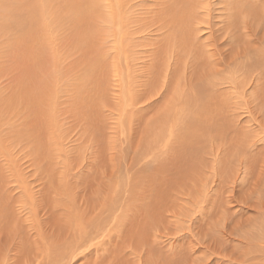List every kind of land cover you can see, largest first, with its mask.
<instances>
[{
  "label": "rangeland",
  "instance_id": "374dc122",
  "mask_svg": "<svg viewBox=\"0 0 264 264\" xmlns=\"http://www.w3.org/2000/svg\"><path fill=\"white\" fill-rule=\"evenodd\" d=\"M92 6L88 18L40 25L38 37L0 15L1 260L264 264V0ZM172 12L186 22L170 34L161 21ZM184 126L204 148L185 159L165 142Z\"/></svg>",
  "mask_w": 264,
  "mask_h": 264
},
{
  "label": "bare ground",
  "instance_id": "6f19581e",
  "mask_svg": "<svg viewBox=\"0 0 264 264\" xmlns=\"http://www.w3.org/2000/svg\"><path fill=\"white\" fill-rule=\"evenodd\" d=\"M180 1V0H179ZM208 1V0H207ZM218 1H220V0H218ZM230 1H234V0H230ZM42 2V1H41ZM116 2V1H115ZM172 2H173V0H172ZM174 2H176V1H174ZM183 2V1H182ZM181 2V3H182ZM251 2V1H250ZM99 3V0L97 1V0H45V2L42 4V5H40V4H38V0H0V15H3L4 13H8V14H10V15H12L13 16V18H14V24H15V28H16V33H17V35H19V36H24V35H26L27 33H29V32H31V34L32 35H34L35 34V36L36 37H38V29H39V26L40 25H42V28H43V32H45V28H46V26L48 27V24L50 23V25L51 24H55V23H58V21H63V19L64 18H67V16L69 17V20H71L73 23L75 22V19H76V21L77 20H79V19H82V18H84V16H87V18H88V14H89V12L91 13V10H94L95 8H93V4H94V6L95 5H97ZM231 3V2H230ZM252 3V2H251ZM189 4V3H188ZM206 4H207V2H206ZM117 5V4H116ZM170 6H171V4H170ZM175 6V5H174ZM173 6V7H174ZM238 7H239V4L237 5ZM98 7V6H97ZM168 7V6H167ZM173 7H171L172 9H173ZM176 7V6H175ZM181 7V6H180ZM93 8V9H92ZM189 8H190V6H189ZM164 9H165V7H164ZM168 9V8H167ZM166 9V10H167ZM180 10H181V8H179ZM232 9H235V8H232ZM96 10V9H95ZM175 10V9H174ZM178 10V9H177ZM183 10V9H182ZM187 11V10H186ZM185 11V12H186ZM240 10H234V12L235 13H237V12H239ZM168 12H169V10H168ZM188 12V11H187ZM186 12V13H187ZM199 12V11H198ZM146 13V12H145ZM173 13V12H172ZM166 14V15H168L169 16V18L167 19V21H166V17L164 18V21L162 20L161 21V23L162 22H164L163 23V25H169V26H167L168 28L170 27L171 29H170V31H169V33L171 34V33H178V29L179 30H181L180 29V27H182L183 28V26L185 25V22H183L184 20H181V19H183L182 18V16L180 15V13H173V14ZM240 13V12H239ZM142 14V13H141ZM175 14V15H174ZM183 14V13H182ZM93 15V14H92ZM164 15V14H163ZM189 15H191L190 13H189ZM161 17H164V16H162V14L160 15ZM91 17V16H90ZM151 17V16H150ZM190 17V16H189ZM99 18V17H98ZM121 18V17H120ZM240 18V17H239ZM264 18V17H263ZM92 19V18H91ZM188 19V18H187ZM238 19V18H237ZM233 21V20H232ZM239 21H240V19H239ZM78 22H80V21H78ZM82 22V21H81ZM90 22V21H89ZM93 23V22H92ZM172 23H175L177 26H176V28L175 27H173V25H172ZM58 24H60V23H58ZM74 25V24H73ZM79 25V24H78ZM90 27V26H89ZM165 27V26H164ZM56 28H57V26H56ZM223 28V27H222ZM82 29V28H81ZM99 29V28H98ZM97 29V30H98ZM183 29H185V28H183ZM219 29V28H218ZM101 30V29H100ZM124 30V29H123ZM122 30V31H123ZM187 30V29H186ZM51 31L52 30H49L48 29V34H49V36H50V33H51ZM79 31V30H78ZM99 31V30H98ZM188 31V30H187ZM189 32V31H188ZM187 32V33H188ZM84 33V32H83ZM124 33V32H123ZM186 33V34H187ZM207 33V32H206ZM43 34V33H42ZM74 34V33H73ZM87 34V33H86ZM117 34H119V33H117ZM170 34H167V35H170ZM44 35V34H43ZM260 35V34H259ZM262 35V34H261ZM76 36V35H75ZM183 37L182 38H184V36H185V33L182 35ZM31 37V36H30ZM124 37V36H123ZM127 37V36H126ZM65 38V37H64ZM76 38V37H75ZM86 38V37H85ZM194 41V40H193ZM198 40H196V42H197ZM211 42V41H210ZM119 44H120V42H119ZM213 45V44H212ZM212 45H211V47H212ZM73 46V45H72ZM118 46H120V45H118ZM123 46V45H122ZM215 46H217V45H215ZM219 46H221V45H219L218 44V47ZM206 47H207V45H206ZM201 48H204L203 46L201 47ZM208 48H210V47H208ZM207 48V49H208ZM216 48V47H215ZM219 48H222V47H219ZM257 48V47H256ZM116 49V48H115ZM244 49V48H243ZM53 50V49H52ZM117 50V49H116ZM197 50V49H196ZM201 52H200V57L202 56V52H204V51H202L201 49H199ZM198 50V51H199ZM204 50V49H203ZM238 50V49H237ZM123 51V50H122ZM209 50H207V52H208ZM210 51H211V49H210ZM212 51H214V49L212 50ZM254 51V50H253ZM205 52H206V50H205ZM204 52V53H205ZM196 53H197V51H196ZM255 53V52H254ZM118 54V53H117ZM157 54V53H156ZM198 55L197 56H199V53H197ZM206 54V53H205ZM214 54V53H213ZM260 54H261V52H259V53H256V57L253 59V57H252V59H251V64H255V65H257V66H255V67H258L259 66V64H260V62H261V60H262V57H260ZM128 56V55H127ZM197 56H196V58H197ZM205 56V55H204ZM204 56L202 57V59L204 58ZM208 56H210V55H208ZM208 56H207V58L206 59H209L208 58ZM53 57V56H52ZM200 57L198 58L200 61L199 62H201L202 61V59H200ZM234 57V56H233ZM119 58H120V56H119ZM236 58H237V56H236ZM120 60H121V58H120ZM210 60V59H209ZM205 61H208V60H205ZM208 62H210V61H208ZM208 62H205V64L206 63H208ZM213 62V61H212ZM215 62H217V61H215ZM187 64H188V62H186ZM240 63H243V62H240ZM197 64V63H196ZM203 65H204V62L202 63ZM202 64L201 65H199V66H201V67H203L202 66ZM213 64V63H212ZM96 65V64H95ZM97 65H99V64H97ZM192 65V64H191ZM219 65V64H218ZM239 65V64H238ZM238 65H237V67H238ZM246 65V64H245ZM100 66V65H99ZM154 66H155V64H154ZM241 67H243L242 65H240ZM115 68V67H114ZM200 68V67H199ZM205 68V67H204ZM214 68V67H213ZM232 68V67H231ZM90 69L91 68H89V70L88 71H90ZM96 69V68H95ZM116 69V68H115ZM115 69H113V70H115ZM217 69H219V68H217ZM217 69H215L214 68V70H216L217 71ZM252 68L250 67L249 68V70H251ZM263 69V68H262ZM93 70V69H92ZM112 70V71H113ZM169 70V69H168ZM200 70V69H199ZM202 70V69H201ZM209 70V69H208ZM94 71V70H93ZM117 71V70H116ZM207 71V70H206ZM90 72H92V71H90ZM96 72V71H95ZM94 72V73H95ZM115 72V71H114ZM165 72H166V70H165ZM203 72V71H202ZM205 72V71H204ZM203 72V73H204ZM212 72V71H211ZM250 72V71H249ZM126 73V72H125ZM173 73V72H172ZM202 73V74H203ZM209 73V72H208ZM217 73V72H216ZM93 74V73H92ZM116 74V73H115ZM156 74V73H155ZM163 74H164V72H163ZM174 74V73H173ZM230 74V73H229ZM263 74V73H262ZM117 75V74H116ZM168 75V74H167ZM204 75V74H203ZM206 75H208V74H206ZM205 75V76H206ZM219 75V74H218ZM158 76V75H157ZM204 76V77H205ZM238 76V75H237ZM162 77H163V75H162ZM207 77V76H206ZM213 77V76H212ZM217 77V76H216ZM223 77V76H222ZM236 77V76H235ZM167 79H168V76L166 77ZM201 78V77H200ZM221 78V77H220ZM225 78H226V76H225ZM233 78V77H232ZM151 79V78H150ZM166 79V80H167ZM178 79V78H177ZM183 79V78H182ZM204 79V78H203ZM172 80H174V82H176L175 81V79L173 78ZM219 80V79H218ZM225 79H224V77H223V81H224ZM233 80V79H232ZM239 80V79H238ZM152 81V80H151ZM155 81V80H154ZM153 81V82H154ZM200 81V80H199ZM198 81V82H199ZM215 81V80H214ZM237 81V80H236ZM240 81V80H239ZM242 81V80H241ZM150 82V81H149ZM173 82V81H172ZM224 82H226V81H224ZM231 82V81H230ZM233 82V81H232ZM231 82V83H232ZM257 82V81H256ZM264 82V81H263ZM107 83V82H106ZM165 83V82H164ZM171 83V82H170ZM169 83V84H170ZM178 83V82H177ZM229 83V82H228ZM242 83V82H241ZM246 83V82H245ZM127 84V83H126ZM213 84H215V83H213ZM164 85V84H163ZM148 86H152L151 84H149ZM177 86V85H176ZM233 86H234V83H233ZM243 86V85H242ZM80 87V86H79ZM105 87V86H104ZM165 87H166V85H165ZM178 87V86H177ZM236 87V86H235ZM81 88V87H80ZM161 88H163V87H161ZM170 88V87H169ZM168 88V89H169ZM152 89V88H151ZM166 89H167V87H166ZM226 89V88H225ZM236 89H237V87H236ZM163 90H165V88L163 89ZM204 90H205V88L204 87H197V93L198 94H203L204 93ZM244 90V89H243ZM170 92V91H169ZM210 92V91H209ZM164 93V92H163ZM196 92H194L193 94H195ZM234 93V92H233ZM238 93V92H237ZM241 93H243V92H241ZM104 94V93H103ZM175 94V93H174ZM264 94V93H263ZM44 95V94H43ZM164 95V94H163ZM236 95V94H235ZM251 94H249V96H250ZM40 96H41V94H40ZM45 96V95H44ZM48 96V95H47ZM135 96V95H134ZM201 96V95H200ZM236 96H238V95H236ZM178 97V96H177ZM210 97V96H209ZM195 98H196V95H189V94H187L186 95V97L184 98L183 97V99H185L186 101H185V103L186 104H188L189 102H193L194 100H195ZM131 99V98H130ZM179 99H181V98H179ZM207 99V98H206ZM234 99V98H233ZM135 100V99H134ZM159 100V99H158ZM182 100V99H181ZM209 100V99H208ZM250 100V99H249ZM184 101V100H183ZM237 101H239V100H237ZM261 101V100H260ZM153 102V101H152ZM179 102V101H178ZM30 103H32V101L30 102ZM202 103V102H201ZM204 103V102H203ZM237 103V102H236ZM260 103V102H259ZM264 103V102H263ZM33 104V103H32ZM175 104V103H174ZM176 104H177V102H176ZM210 104V103H209ZM260 105V104H259ZM262 105V104H261ZM157 106V105H156ZM192 106H193V104H192ZM263 106V105H262ZM203 107V106H202ZM167 107H165V109H166ZM171 108V106L170 107H168L166 110H168V109H170ZM247 108V107H246ZM123 109V108H122ZM175 109V108H174ZM163 110V109H162ZM166 110H164V111H166ZM171 110V109H170ZM198 110V109H197ZM264 110V109H263ZM169 111V110H168ZM167 111V112H168ZM211 111V110H210ZM253 111V110H252ZM200 112V111H199ZM214 112V111H213ZM195 113H197V112H195ZM195 113H194V116H195ZM201 113V112H200ZM203 113V112H202ZM161 114V113H160ZM166 114V113H165ZM167 114H171L172 115V113H167ZM167 114H166V116H167ZM174 114H177V113H174ZM173 114V115H174ZM208 114H211V112L210 113H208ZM212 114H215V113H212ZM168 115V116H169ZM192 115V114H191ZM159 116V115H158ZM160 116H162V114L160 115ZM165 117V116H164ZM158 118V117H157ZM166 118V117H165ZM164 118V119H165ZM210 118V117H209ZM167 120H168V118H166ZM171 119V118H170ZM169 119V120H170ZM202 119V118H201ZM253 119V118H252ZM168 120V121H169ZM155 121V120H154ZM162 121H164V120H162ZM176 121V120H175ZM124 122V121H123ZM158 122H160V121H158ZM169 122H171V121H169ZM262 122V121H261ZM155 123H156V121H155ZM154 123V124H155ZM173 123V122H172ZM183 123V122H182ZM192 123V121H187V124L189 125V124H191ZM159 124V123H158ZM157 124V125H158ZM162 124V123H161ZM168 124V123H167ZM181 124V123H180ZM204 124H205V122H204ZM156 125V126H157ZM192 125H194L196 128H199V129H201L200 127H198V124H195V123H192ZM202 125H203V123H200V125L199 126H201L202 127ZM206 125V124H205ZM145 126H146V124H145ZM149 126V125H148ZM154 126V125H153ZM173 126V125H172ZM171 126V127H172ZM204 126V125H203ZM210 126H214L213 124H210ZM258 126H259V124H258ZM151 127V126H150ZM175 127V126H174ZM181 127V125L179 126V128ZM194 127V128H195ZM206 127V126H205ZM149 128V127H148ZM153 128V127H152ZM162 128H163V126H162ZM167 127H165L164 128V130L166 129ZM168 128H169V126H168ZM167 128V129H168ZM173 128V127H172ZM189 128V127H188ZM259 128V127H258ZM154 129V128H153ZM171 128H169L168 130H170ZM176 129V128H175ZM184 129L186 130V132L184 133V131L182 130V131H180L179 133H178V136H176L177 137V139H175V131L173 130V132H168V130H167V134H166V136H165V134H163L164 136H165V142L167 141H170L169 143H167V145H170L171 147H172V149L173 150H178V151H174V152H179L180 153V155H181V158H183V159H185V157H184V153H186V154H188V153H192V151H196V152H198V148L200 149V150H203L204 148H203V146L201 145V142L200 143H198L199 142V138H198V136H196V134L194 133L195 132V130L194 129H192V133L193 134H191L190 132H189V130L187 129V126H184ZM191 129H190V131H191ZM204 129V128H203ZM264 129V128H263ZM177 130H178V128H177ZM162 131V130H161ZM153 132V131H152ZM155 132V131H154ZM160 132V131H159ZM164 132V131H163ZM250 133L251 135H253V131H247V133ZM255 132V131H254ZM202 133V132H201ZM235 133H236V131H235ZM235 133H234V135H235ZM264 133V132H263ZM203 134V133H202ZM245 134V133H244ZM260 134H262V132H260ZM144 135V134H143ZM148 135H150V137L152 138V133L150 132V133H148ZM222 135V134H221ZM256 135V134H255ZM237 136V135H236ZM240 136V135H239ZM245 136V135H244ZM259 136V135H258ZM157 137V136H156ZM241 137V136H240ZM247 137V136H246ZM245 137V138H246ZM161 138H162V136H161ZM238 138V137H237ZM236 138V139H237ZM257 138V137H256ZM259 138V137H258ZM157 139V138H156ZM171 139V140H170ZM199 139V140H198ZM247 140H248V138H247ZM251 140V139H250ZM264 140V139H263ZM155 141V140H154ZM249 141V140H248ZM253 140H251V142H252ZM159 141H155V144L156 143H158ZM239 141H237L236 143H238ZM251 142H250V144H251ZM255 142H256V139H255ZM205 144V143H204ZM247 144L248 143H246L245 145L247 146ZM255 144V143H254ZM159 145V144H158ZM162 145H166V144H164V143H160V145H159V147L161 146L162 147ZM237 145V144H236ZM264 145V144H263ZM205 146V145H204ZM244 146V145H243ZM167 147V146H166ZM154 148V147H153ZM163 148V147H162ZM251 148H253V147H251ZM186 149H192V151L191 150H187L186 152H185V150ZM244 150V149H243ZM246 150V149H245ZM247 150H248V148H247ZM172 151V150H171ZM180 151H182V152H180ZM147 152V150L146 151H143V152H141V154H145ZM178 153V154H179ZM236 153V152H235ZM239 153H242V151L241 152H239ZM246 153V152H245ZM248 153H250V152H248ZM229 154H231V153H229ZM228 154V155H229ZM238 154V153H237ZM251 154V153H250ZM220 155V154H219ZM236 155V154H235ZM234 155V157H236ZM145 156V155H144ZM198 156V155H197ZM196 156V157H197ZM136 157V156H135ZM163 157V156H162ZM177 157V155L175 156V158ZM200 157H201V155H200ZM239 158H240V156H239ZM136 159H137V157H136ZM180 158H178V160H179ZM198 159V158H197ZM200 159V158H199ZM237 159V158H236ZM168 160V159H167ZM173 160H175V159H173ZM238 160V159H237ZM134 161H136L135 159H134ZM198 162H199V160H197ZM203 161H204V158H203ZM202 161V165L204 166V162ZM244 161V160H243ZM192 162H193V160H192ZM206 162H207V160H206ZM216 162V161H215ZM237 162V161H236ZM240 162V161H239ZM139 163V162H138ZM166 163V162H165ZM190 163V162H189ZM191 164V163H190ZM236 164V163H235ZM243 164V163H242ZM246 164V163H245ZM179 165V164H178ZM196 165V166H195ZM219 165V164H218ZM247 165V164H246ZM193 166L194 167H191L192 168V171L193 170H196V168H197V164L196 163H194L193 164ZM262 166V165H261ZM219 167V166H218ZM240 167V166H239ZM184 168H185V165H180V172H182L183 170H184ZM191 168H189V169H191ZM223 168V167H222ZM246 168V167H245ZM159 169V168H158ZM188 169V170H189ZM200 170H201V168H199ZM238 169V168H237ZM264 169V168H263ZM187 170V171H188ZM223 170V169H222ZM230 170V169H229ZM242 170V169H241ZM186 171V172H187ZM227 171V170H226ZM231 171V170H230ZM262 171V170H261ZM213 172V171H212ZM188 173V172H187ZM187 173H185V176H187V177H191L189 174H187ZM250 174V173H249ZM182 175V174H181ZM164 176V175H163ZM244 176H246V175H244ZM255 180V179H254ZM150 184V183H149ZM231 185V184H230ZM236 185V184H235ZM252 186V185H251ZM233 188V187H232ZM144 192V191H143ZM162 193V192H161ZM156 194V193H155ZM5 195V194H4ZM150 195V194H149ZM157 195V194H156ZM214 196V195H213ZM240 198V197H239ZM254 199V198H253ZM198 201V200H197ZM148 203V202H147ZM238 203V202H237ZM201 204H203V203H201ZM200 206V205H199ZM203 206H204V204H203ZM178 209V208H177ZM206 210V209H205ZM125 211H127V210H125ZM178 211H179V209H178ZM143 212V211H142ZM176 212V214H177V211H175ZM188 212V211H187ZM199 212V211H198ZM178 215H180V214H178ZM127 216V215H126ZM203 216H204V214H203ZM182 217V216H181ZM192 218V217H191ZM191 218H189V220L191 219ZM196 218V217H195ZM252 218H253V216H252ZM187 219H188V217H187ZM197 219V218H196ZM3 220H5V219H3ZM192 220V219H191ZM8 221V220H7ZM210 222V221H209ZM220 222V221H219ZM253 223V222H252ZM256 223H260V222H257L256 221ZM250 224V223H249ZM257 225H259V224H257ZM168 226V225H167ZM206 226H208V225H206ZM254 226V225H253ZM232 227V226H231ZM244 227V226H243ZM26 228V227H25ZM165 228V227H164ZM252 228V227H251ZM23 229V228H22ZM75 229V228H74ZM245 229V228H244ZM257 229V228H256ZM230 230V229H229ZM252 230H253V228H252ZM251 230V231H252ZM23 231V230H22ZM26 231V230H25ZM196 231V230H195ZM249 231H250V228H249ZM24 232V231H23ZM175 232H177V231H175ZM211 232V231H210ZM254 232V231H253ZM212 233H213V231H212ZM243 233H245V232H243ZM27 234V233H26ZM239 234V233H238ZM257 234H258V237L259 238H257L256 237V235L255 234H253V235H255V239H257V241L256 242H258L259 244H260V241L262 242V240L264 239V229H263V227H261V229H259L258 228V232H257ZM177 235V234H176ZM24 236V235H23ZM26 236H28V235H26ZM71 236H72V234H71ZM112 237V236H111ZM246 237V236H245ZM254 237V236H253ZM26 238V237H25ZM80 238V237H79ZM170 238V237H169ZM198 238V237H197ZM74 239H76V238H74ZM243 239V238H242ZM203 240V239H202ZM244 240V239H243ZM199 241H200V239H199ZM241 241V240H240ZM72 242V241H71ZM252 243V242H251ZM165 246V245H164ZM166 247V246H165ZM182 247V246H181ZM73 249V248H72ZM196 250V249H195ZM199 251V250H198ZM202 251V250H201ZM142 253V252H141ZM207 253V252H206ZM259 253V252H258ZM89 254V253H88ZM5 256V254L2 252L1 254H0V260H1V258H3ZM8 256V255H7ZM143 256V255H142ZM210 257V256H209ZM225 257V256H224ZM30 258V257H29ZM175 259V258H174ZM177 259V258H176ZM212 259V258H211ZM7 260V259H6ZM195 260V259H194ZM2 261V264H4V261H3V259L1 260ZM27 261H28V259H27ZM27 261H25V263L27 262ZM264 261V260H263ZM158 262V261H157ZM161 262V261H160ZM159 262V263H160ZM7 263V262H6ZM167 264V263H166ZM208 264V263H207ZM257 264V263H256Z\"/></svg>",
  "mask_w": 264,
  "mask_h": 264
}]
</instances>
